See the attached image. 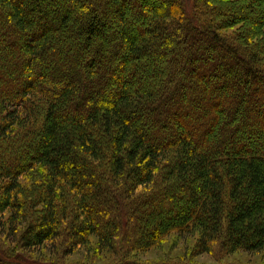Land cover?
Instances as JSON below:
<instances>
[{
	"label": "trees",
	"instance_id": "16d2710c",
	"mask_svg": "<svg viewBox=\"0 0 264 264\" xmlns=\"http://www.w3.org/2000/svg\"><path fill=\"white\" fill-rule=\"evenodd\" d=\"M1 181L24 249L264 264V0H0Z\"/></svg>",
	"mask_w": 264,
	"mask_h": 264
},
{
	"label": "rangeland",
	"instance_id": "374dc122",
	"mask_svg": "<svg viewBox=\"0 0 264 264\" xmlns=\"http://www.w3.org/2000/svg\"><path fill=\"white\" fill-rule=\"evenodd\" d=\"M107 14V13H106ZM113 37L115 36L116 25L111 23ZM238 31V28H232L224 31L226 34H234ZM119 60V59H118ZM238 69V68H236ZM114 77V74H112ZM236 83V80L234 81ZM148 126V125H146ZM147 131L146 127L144 128ZM23 183V179L20 181ZM7 181L0 182V257H4L5 251L9 255H17L20 258L17 262L23 264H105L109 260V256L98 251L93 253L95 245L91 242L89 245H82L78 249L72 251L68 246L62 250L57 251L53 245L42 247H36L32 249H24L23 242L20 241V232H23L20 227L21 224L17 219V214L11 213L12 208H4L6 203L12 202L13 198L10 196L6 198V185ZM28 183V181H27ZM5 191V199L2 196L1 187ZM29 188V185H28ZM21 202V201H20ZM36 210H39L36 208ZM13 211V210H12ZM35 211V210H34ZM16 216V222L14 218ZM63 240L62 238H60ZM195 240H190L182 236L175 237V235L169 236L161 243L158 248H153L141 255L143 260H158L159 258L167 255L173 259L185 260L189 259L192 264H260L261 260L257 255L247 254L244 252H233L230 254H222V252L213 253H201L197 256H191L190 248L194 244ZM71 250V251H70ZM104 255V256H103ZM5 258V257H4ZM6 260H11L6 258Z\"/></svg>",
	"mask_w": 264,
	"mask_h": 264
}]
</instances>
